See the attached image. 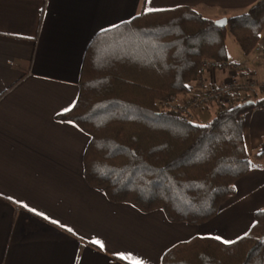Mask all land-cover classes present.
Returning <instances> with one entry per match:
<instances>
[{
    "label": "crops",
    "instance_id": "1",
    "mask_svg": "<svg viewBox=\"0 0 264 264\" xmlns=\"http://www.w3.org/2000/svg\"><path fill=\"white\" fill-rule=\"evenodd\" d=\"M256 1L0 0V264H161L166 249L193 236L228 243L249 230L253 213L264 209V158L254 155L264 138V108L243 117V144L256 167L237 178L233 194L199 224L110 201L89 186L82 176L89 136L57 115L75 102L96 33L142 11L189 6L216 20ZM258 46L264 48V30ZM228 60L237 65V77L256 70L264 83V54L240 51ZM201 75L221 82L232 74ZM216 107L205 104L197 117Z\"/></svg>",
    "mask_w": 264,
    "mask_h": 264
},
{
    "label": "trees",
    "instance_id": "2",
    "mask_svg": "<svg viewBox=\"0 0 264 264\" xmlns=\"http://www.w3.org/2000/svg\"><path fill=\"white\" fill-rule=\"evenodd\" d=\"M226 20L217 27L197 10L177 6L142 11L93 36L75 102L57 115L89 136L82 159L89 186L110 201L199 224L256 167L243 144V114L264 108V83L250 95L233 92L236 103H218L207 123L169 109L191 89L202 59L231 63L227 35L243 55L253 51L264 30V0ZM254 155L264 158V138ZM253 214L249 230L236 239L196 235L166 249L161 264H264V209Z\"/></svg>",
    "mask_w": 264,
    "mask_h": 264
},
{
    "label": "built area",
    "instance_id": "3",
    "mask_svg": "<svg viewBox=\"0 0 264 264\" xmlns=\"http://www.w3.org/2000/svg\"><path fill=\"white\" fill-rule=\"evenodd\" d=\"M253 51L264 54V48L258 45L254 47ZM200 68L202 71H209L211 73L215 70H224L232 75L224 81L213 82L203 78L200 73L195 80H193L194 83L191 89L180 94L181 97L178 98L176 102L177 105L171 104L169 106V109L178 110L188 120H194V117L197 116V111L205 104L214 102L216 106L218 103L232 106L236 103L235 100H230V96L233 92H240L239 94L241 96L244 93L250 95L253 92H257L263 84L256 70L246 72L244 75L237 77L233 73L236 71L237 65L232 62H221L219 64L211 59H202ZM159 104L162 107L165 106V103L162 101H160ZM216 109H218V106Z\"/></svg>",
    "mask_w": 264,
    "mask_h": 264
},
{
    "label": "rangeland",
    "instance_id": "4",
    "mask_svg": "<svg viewBox=\"0 0 264 264\" xmlns=\"http://www.w3.org/2000/svg\"><path fill=\"white\" fill-rule=\"evenodd\" d=\"M226 47H227L228 57L232 60H235L236 53L240 52V48L238 44L233 40L231 35H227L226 37ZM258 109L260 108H248L247 110L244 111L243 117L246 114V121H247L250 115L252 114L251 112H253L254 110H258ZM212 118H213V112L205 108L202 113L199 112L198 117L197 116L194 117V121L201 122V123H207L211 121Z\"/></svg>",
    "mask_w": 264,
    "mask_h": 264
},
{
    "label": "water",
    "instance_id": "5",
    "mask_svg": "<svg viewBox=\"0 0 264 264\" xmlns=\"http://www.w3.org/2000/svg\"><path fill=\"white\" fill-rule=\"evenodd\" d=\"M226 18L225 17H221V18H218L216 20H213V24L217 27H224L226 25ZM247 103V102H246ZM248 103H252L251 101H249ZM263 236H264V233H263Z\"/></svg>",
    "mask_w": 264,
    "mask_h": 264
}]
</instances>
